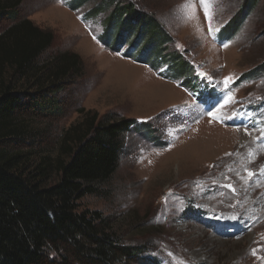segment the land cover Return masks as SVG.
<instances>
[{
    "label": "rangeland",
    "instance_id": "1",
    "mask_svg": "<svg viewBox=\"0 0 264 264\" xmlns=\"http://www.w3.org/2000/svg\"><path fill=\"white\" fill-rule=\"evenodd\" d=\"M67 1L22 6L23 17L55 35L46 57L69 51L84 64L83 76L56 93L60 114L31 115L38 150L57 156L81 110L148 123L126 134L116 173L80 208L110 217L125 243L145 246L154 264H264V0L229 40L218 34L245 0H210L214 35L199 0H138L193 65L185 86L122 55L126 46L98 40L109 11L87 14L102 0L77 9ZM219 139L220 148L211 143Z\"/></svg>",
    "mask_w": 264,
    "mask_h": 264
},
{
    "label": "trees",
    "instance_id": "2",
    "mask_svg": "<svg viewBox=\"0 0 264 264\" xmlns=\"http://www.w3.org/2000/svg\"><path fill=\"white\" fill-rule=\"evenodd\" d=\"M90 1L66 5L77 9ZM260 1L245 0L218 36L234 37ZM24 2L0 0V264L157 263L145 246L125 243L102 211L79 205L87 195H102L126 134L148 123L81 110L82 122L66 130L57 156L39 151L31 115L60 114L56 93L83 76L84 64L69 51L46 57L55 35L22 16ZM147 8L138 0H102L87 15L109 11L98 40L115 50L126 46L125 57L187 85L193 65ZM3 22L8 26L1 30Z\"/></svg>",
    "mask_w": 264,
    "mask_h": 264
},
{
    "label": "snow or ice",
    "instance_id": "3",
    "mask_svg": "<svg viewBox=\"0 0 264 264\" xmlns=\"http://www.w3.org/2000/svg\"><path fill=\"white\" fill-rule=\"evenodd\" d=\"M199 2L203 6L204 11H205V15H206L207 19L209 20V32L213 33V35H214L215 32L219 31V28L218 27L213 28L212 24H211L212 13L209 11L210 0H199ZM223 46L227 47L228 44L224 43ZM231 79H232L231 77H226L225 78V85H224L225 87L228 86V83L231 81ZM230 101H231V97H229L227 99H224L223 104H221L220 107H223L224 105L228 104ZM217 111H218V109H217ZM208 114L209 115H215V113L211 112V111L208 112ZM249 175L251 176V175H253V173L250 172ZM229 187H231V185H229Z\"/></svg>",
    "mask_w": 264,
    "mask_h": 264
},
{
    "label": "bare ground",
    "instance_id": "4",
    "mask_svg": "<svg viewBox=\"0 0 264 264\" xmlns=\"http://www.w3.org/2000/svg\"><path fill=\"white\" fill-rule=\"evenodd\" d=\"M213 142L217 144L218 148H220V146L223 145V141L222 140L220 141V139L216 140V141H212L211 143H213ZM191 146H193V144H191ZM202 150H203L202 153L204 155H208V154L214 153L217 150V147L216 146H213L211 148L204 147Z\"/></svg>",
    "mask_w": 264,
    "mask_h": 264
}]
</instances>
